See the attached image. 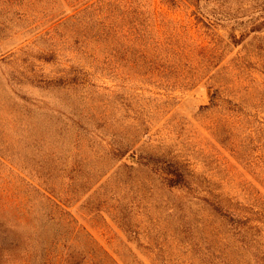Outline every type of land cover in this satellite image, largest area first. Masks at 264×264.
<instances>
[{"label": "rangeland", "instance_id": "rangeland-1", "mask_svg": "<svg viewBox=\"0 0 264 264\" xmlns=\"http://www.w3.org/2000/svg\"><path fill=\"white\" fill-rule=\"evenodd\" d=\"M209 191L264 214V0H0V264H254Z\"/></svg>", "mask_w": 264, "mask_h": 264}, {"label": "trees", "instance_id": "trees-1", "mask_svg": "<svg viewBox=\"0 0 264 264\" xmlns=\"http://www.w3.org/2000/svg\"><path fill=\"white\" fill-rule=\"evenodd\" d=\"M115 150L118 152L117 154L114 152L117 158H122L128 153V148L125 146ZM131 156L133 158L136 157L138 164L146 166L158 174L167 188L182 190L188 193L193 191L189 173L172 159L143 155L136 151H132ZM201 199L228 226L229 231L239 242L240 246L250 253L254 264H264V253L257 248L255 239V235L262 232L263 227L261 224L264 214L251 207L234 203L211 191L207 192ZM209 252V258L206 259L207 264H229L222 255Z\"/></svg>", "mask_w": 264, "mask_h": 264}]
</instances>
